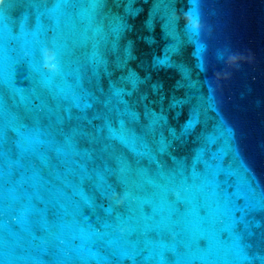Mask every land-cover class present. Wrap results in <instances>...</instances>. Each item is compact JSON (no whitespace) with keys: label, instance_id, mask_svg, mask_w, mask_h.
Segmentation results:
<instances>
[{"label":"water","instance_id":"water-1","mask_svg":"<svg viewBox=\"0 0 264 264\" xmlns=\"http://www.w3.org/2000/svg\"><path fill=\"white\" fill-rule=\"evenodd\" d=\"M0 264H264V0H0Z\"/></svg>","mask_w":264,"mask_h":264}]
</instances>
